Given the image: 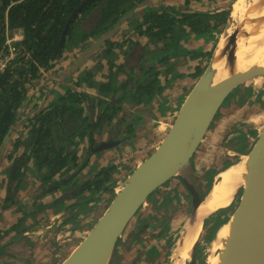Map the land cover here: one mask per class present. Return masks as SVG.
I'll use <instances>...</instances> for the list:
<instances>
[{
    "label": "flooded vegetation",
    "instance_id": "obj_1",
    "mask_svg": "<svg viewBox=\"0 0 264 264\" xmlns=\"http://www.w3.org/2000/svg\"><path fill=\"white\" fill-rule=\"evenodd\" d=\"M219 1L191 0L186 6L184 0H123L120 5L127 8L122 16L110 28L104 23L107 28L91 38L85 47L80 48L81 42L75 44L70 40L63 41L60 50L57 45L61 51L60 58L54 60L51 67L64 57L70 58L66 60V66L77 61L78 66L73 70L74 85L85 87V91H67L64 94L66 101L70 100L67 107L64 97L58 94L55 105L51 108L44 106L45 112L51 110L55 113L46 120L48 122L41 123L36 120L37 116L29 119L32 121H22L23 132L12 136V126L0 143V264H15V261L21 264H61L87 235L110 204L118 184L166 136L187 94L203 72L198 75L199 68L206 67L208 63L210 57L206 51L212 50L213 45L207 50L205 46L208 41L219 40L221 33H215L208 41L196 37L181 22V14L201 10L220 12ZM84 2L81 0L71 14L75 15ZM171 8L173 20H176L171 28L179 31V36L170 30L159 35V32L152 33L153 29H147L153 18L164 15ZM98 10L99 6L91 9L88 17L98 14L99 18L101 12ZM95 21L91 20L89 29ZM97 26L103 28L102 23H97ZM191 54L196 56L190 58ZM238 88L226 99L234 100L232 97ZM168 90L180 91L178 108L170 121H157L165 109L162 99L168 96ZM243 90L251 91L250 88ZM43 96H47L46 92ZM230 100L225 106L227 109L231 106ZM248 100L241 92L234 101H238V106L247 101L254 107L255 104ZM222 114L219 112L215 116L214 124L191 158V168L184 173L186 181L201 198L208 191L214 174L238 158V155L232 154L235 155L233 157L228 153L221 164L214 159L207 166L197 165L200 163L197 152L205 150L206 141L211 137L210 130L218 126ZM247 116L235 118L219 144L223 142L228 149H233L227 140L228 135L239 132L236 124H243ZM65 121L69 123L62 127ZM47 124L48 135H42L43 131L30 134L31 129ZM89 126L95 128L88 130ZM240 133V140L249 141L243 132ZM63 141L68 144L67 148L62 146ZM80 143L87 145L81 153V161H78L76 152ZM249 143L241 145L238 152L242 153ZM68 149L71 153L74 151L73 156ZM94 154L104 164L99 166L98 160L91 157ZM237 199L224 208L223 213L216 210L203 219L198 232V238H202L193 249L194 257L200 260L202 241L209 242L215 231L212 228L221 218L218 215L228 217V211ZM145 203L134 215L143 221L135 233L137 239L121 256L125 260L134 258L130 264H137L141 258L142 264H162L163 255L167 251L169 254V250L177 245V239L184 230L183 222L174 225L166 240L164 232L171 227L172 217L176 220L182 215H190L192 197L187 185L177 175L151 192ZM151 216L155 219L150 220ZM38 247L41 249L37 250ZM172 261L168 256L164 264H172ZM189 262L186 258L184 264Z\"/></svg>",
    "mask_w": 264,
    "mask_h": 264
},
{
    "label": "water",
    "instance_id": "obj_2",
    "mask_svg": "<svg viewBox=\"0 0 264 264\" xmlns=\"http://www.w3.org/2000/svg\"><path fill=\"white\" fill-rule=\"evenodd\" d=\"M229 18L230 15L221 34L226 30ZM69 22L70 18L61 33L59 50ZM237 23L238 20H232L233 29L238 27ZM217 45L202 74L183 101L166 136L157 148L118 184L110 204L61 264H114L117 241L128 222L146 202L151 192L177 175L190 191L193 203L190 221L195 220L203 198L186 181L184 173L191 168V158L228 94L243 81L264 76V60L244 58L238 61L235 55L218 49ZM77 66L74 62L68 72L72 73ZM226 122L231 124L232 119ZM248 152H252L256 157V164L249 175V183L239 188L241 194L235 211L240 228L235 234L227 264H264V122ZM198 239L197 237L194 247ZM194 256L193 250L189 264H195Z\"/></svg>",
    "mask_w": 264,
    "mask_h": 264
},
{
    "label": "trees",
    "instance_id": "obj_3",
    "mask_svg": "<svg viewBox=\"0 0 264 264\" xmlns=\"http://www.w3.org/2000/svg\"><path fill=\"white\" fill-rule=\"evenodd\" d=\"M80 1L0 0V54L6 50L5 39L11 34L12 30L16 28L22 30V39L16 45L19 53L11 64L0 73V143H2L4 136L15 123L19 108L24 102L31 100L32 96L28 93L29 86L33 85L32 82L39 78L43 70L49 69L53 65L54 60L59 58L58 40L68 19L70 18V22L67 25L64 41L68 42L70 40L75 44L79 42L83 44L87 39L100 35L107 27L110 28L127 8V6L120 5L123 0H87L79 11L71 17V13ZM190 1L184 0L185 5L188 6L187 4ZM98 6L100 8L98 12H101V16L97 18V14L91 18L88 17L90 10ZM172 14L171 8L164 15L153 18L147 29H153L152 33L159 32V35L164 31L170 30L175 36H179V31L171 28L176 21L173 20L174 15ZM181 15H183V18L180 20L183 25L189 28V31L193 32L196 37L208 41L209 38L214 37L215 33L219 34L222 32L229 12L210 13L209 10H201L185 12ZM92 19H96V23L89 29ZM107 20L108 24H106ZM181 22L179 24H182ZM97 23H102L103 28L97 26ZM104 23L107 27H104ZM181 30H184V28L182 27ZM66 36L69 39H66ZM212 52V50L206 51L208 58ZM195 56L191 54L189 57ZM204 69L205 66L199 68L198 75ZM60 110L58 109L57 111ZM218 113L219 110L215 116ZM52 114L55 113L51 110L39 112L35 118L44 123L48 122L46 121L47 119L50 120L52 118ZM213 121L210 127L214 124ZM48 124L44 127L40 125L38 128L31 129L30 134L36 131H40V133L43 131L42 135H48L50 133ZM219 126L224 134L231 128L229 122H223ZM248 142L245 140L243 144L248 145ZM247 149H244L243 152H246ZM218 211L220 213L224 212V208ZM218 217L221 218L217 219L212 228L213 231L221 222L228 218L225 215H218Z\"/></svg>",
    "mask_w": 264,
    "mask_h": 264
},
{
    "label": "bare ground",
    "instance_id": "obj_4",
    "mask_svg": "<svg viewBox=\"0 0 264 264\" xmlns=\"http://www.w3.org/2000/svg\"><path fill=\"white\" fill-rule=\"evenodd\" d=\"M232 20H238L239 32L234 37ZM217 47L235 55L238 61L244 58L264 60V0H239L231 11L228 26L221 34ZM255 164L256 157L248 152L240 160L214 174L213 182L198 207L195 220L187 221V226L184 225V230L177 239L174 248L176 259L179 254L190 257L201 221L212 212L232 205L239 188L249 183V175ZM239 228L238 214L233 208L228 213V219L216 228L212 239L205 245V264H227L226 260Z\"/></svg>",
    "mask_w": 264,
    "mask_h": 264
},
{
    "label": "crops",
    "instance_id": "obj_5",
    "mask_svg": "<svg viewBox=\"0 0 264 264\" xmlns=\"http://www.w3.org/2000/svg\"><path fill=\"white\" fill-rule=\"evenodd\" d=\"M210 44H207L205 46V49L207 50ZM69 57H64V60L60 61L57 60V65H55L54 67H52L51 69H47V70H43L41 72V75L39 76L38 79L34 80L32 83V86H29V92L31 94V100L28 102H24V104L21 106V108H19L18 110V114H17V119L15 121V123L13 124V133L12 136H17L20 133L23 132V128H22V121H27L31 118H34L35 116H37V114L39 112H44V106L45 104L47 105L48 108H51L53 105H55V101L58 99L57 95L61 94L60 96L64 97V100L66 99L64 94H67V91H81L84 90L85 91V87H78L75 86V77L73 75V71L72 73L69 74H65V72H63L62 70L65 69L66 67V60H69ZM60 62V63H58ZM55 63V62H54ZM64 66V67H62ZM59 67V68H58ZM51 74V76H50ZM61 75H65L64 77ZM62 78V79H60ZM96 78H98V75L96 76ZM81 86V85H80ZM36 87V90H34V92H32L31 90ZM87 91H89L88 89H86ZM46 92L47 96L44 97L43 94ZM180 91L178 93H174L173 90H168L167 95H165V97L162 99L163 101V105H165V109H163V113L161 114L160 118L157 121H164V122H168L170 121V119H172L174 117V112L175 110L178 108V101L180 98L179 95ZM43 96V97H42ZM62 97V98H63ZM229 98L225 99L223 102V106L220 107L219 112L223 113L219 120H218V126L213 129L210 130L211 133L209 135H211V137L209 139H207L206 141V146L211 145L214 147V143L215 142H219L220 141V137H219V133L222 129L219 126L221 123L226 122L228 119H235L238 116H240V111L238 107H232L230 106V112H226L228 111L227 108L225 107ZM233 102V100L230 102ZM86 116V115H84ZM69 117V116H68ZM22 119V120H20ZM32 121V120H29ZM68 121H65L64 123L62 122V127H66V125L68 124ZM232 124V122H231ZM165 125V124H164ZM19 133V134H17ZM76 139H78L76 137ZM77 141V140H76ZM139 142V141H138ZM251 143V141H250ZM249 143V146H247V151L249 150V148H251V144ZM219 144V143H218ZM86 143H80L78 146V151H77V160L81 161V156H82V151L83 148L86 147ZM205 146V147H206ZM245 147L243 146V149ZM218 149H216V151H218ZM213 151V152H208V149L206 147V150L204 151H200L197 152V154L199 155V157H197L199 159V161H203L204 158H207L208 160L211 159V161H213L216 157L217 152ZM246 151V152H247ZM229 153V155L233 154L231 151L227 152ZM201 155V156H200ZM98 156V155H97ZM218 158L220 157L219 153L217 154ZM91 157H93V160H98L99 162V166H101L102 164H104V162L102 161V159L97 158L96 155H92ZM197 161V160H196ZM86 163V160H84V164ZM67 195V193H66ZM70 198H72L71 196H69ZM79 198V197H78ZM146 203L143 204V206H145ZM91 213V212H90ZM89 213V214H90ZM191 214L192 211L190 212V215H182L179 218H177L176 220L173 219L171 220V227L169 229H166L164 232V240H166L168 238V236L171 234V231L174 229V225L175 224H180L181 222H183V225L186 224L187 220L190 221L191 218ZM171 218V217H169ZM155 219V216H151L150 220ZM143 223L142 220L139 219V217L136 215L134 216L131 221L127 224L126 228H125V234H122L121 236V241L117 244V249L115 250L114 253V264H130L134 258L131 259H122V253L125 252L126 248L133 242L134 239H137V237L135 236L136 231L138 230L139 226H141ZM152 226H149V228H151ZM202 238V237H201ZM147 243V241L145 242ZM41 247H38L37 250H40ZM172 249V248H171ZM171 249L169 250V254L168 251L163 255L162 257V264H164V262H166L167 257L169 256L170 261L173 259V252H174V247L173 250L171 251ZM43 257V255H41ZM143 263V258H141L139 260V262L137 264H142ZM15 264H21L19 261H15ZM144 264H148L147 262Z\"/></svg>",
    "mask_w": 264,
    "mask_h": 264
},
{
    "label": "rangeland",
    "instance_id": "obj_6",
    "mask_svg": "<svg viewBox=\"0 0 264 264\" xmlns=\"http://www.w3.org/2000/svg\"><path fill=\"white\" fill-rule=\"evenodd\" d=\"M239 0H220L219 2V5H220V7H219V9L221 10L222 9V11H230V13H229V15L231 14V11L233 10V8H235V5H237V2H238ZM227 4L226 6H224V4ZM221 12V11H220ZM236 17H237V14H236ZM238 17H239V14H238ZM237 19V18H236ZM237 21V20H236ZM225 26V25H224ZM223 29H224V27L222 28V31H223ZM239 32V30H237V28H236V30L235 29H233V34H232V37H234L237 33ZM221 35V34H220ZM220 38V37H219ZM92 41V39H87L85 42H83V44L81 45L82 47H80V48H83V47H85V45H87V44H89L90 42ZM214 40H212V42L211 43H209V41H208V44H210L209 46H211V45H213V48H212V51H214V49H215V47H216V45H217V43H218V41H216V42H213ZM79 48V49H80ZM80 51H81V49H80ZM69 53V51L67 52V54ZM65 55H66V53H65ZM212 55V54H211ZM76 60H78V59H76ZM79 62H82V60H78ZM77 62V61H76ZM71 66L72 65H70V66H66L65 67V74H69V72H70V69H71ZM52 67H49V69H51ZM69 71V72H68ZM50 76H51V74H50ZM239 86V88L238 89H236L234 92V96L232 97V99H234V100H236V99H238L239 98V96H240V93L241 92H244V94L246 95V98L247 99H249L248 101H251V103H254L255 104V106L253 107V106H250L249 104V102L247 103V101H245V104H243L242 105V103H241V106H238V101H234L233 100V102L231 103V106L234 108L235 106L236 107H238L239 108V111H240V114L239 115H242V116H247V118H245V120H244V123L243 124H240V123H237L236 124V128L238 129V131L239 132H236V133H234V132H232L230 135H228V138H227V140L229 141V142H231V147L233 148V149H228L227 148V146H226V144L225 143H223V142H220V144H218L219 142H215L214 143V147L213 146H211V145H208V146H206L207 147V149H208V152H213V151H216V149H218L219 148V150L218 151H216L217 152V154L219 153V155H220V157L218 158V156H217V154H216V157H215V159H216V161H217V163H219V164H221V162L222 161H224V160H226L227 159V155H228V153L227 152H232L233 154H235V155H238V158H234V159H232V162L231 163H229V164H232L233 162H235V161H238V160H240L241 158H243L246 154H247V152L249 151H247V152H238V148L241 146V145H243V143H244V141L245 140H240V138H238L239 136H240V132H243L244 133V135L248 138V140L249 141H251V145H253L254 144V142H255V140H256V138H257V136H258V134L260 133V131H261V129H262V125H263V122H264V76H257V77H251V78H249V79H247V80H245V81H243L240 85H238ZM242 88V89H241ZM243 88H250L251 89V91H250V93L248 92V90H246V91H244L243 90ZM34 90H36V87H34L31 91L32 92H34ZM258 96V97H257ZM257 97V98H256ZM229 98V97H228ZM230 100V99H229ZM70 101V100H69ZM69 101H66V99L64 100V104H65V106L67 107V106H69V104H70V102ZM231 101V100H230ZM241 101H239V103H240ZM223 106V105H222ZM256 106H259V108H256ZM228 111H226V112H230V109H227ZM74 119V118H73ZM234 120L232 119V122H233ZM235 123V122H234ZM55 124H56V122H55ZM95 128V126H89L87 129L88 130H92V129H94ZM80 132V131H79ZM219 133V137H220V139L222 140V138H223V136H224V133L222 132V130L220 131V132H218ZM62 146L63 147H65V148H67L68 147V144L65 142V141H63V143H62ZM206 147H205V150H206ZM250 149V148H249ZM69 150V149H68ZM69 152H70V150H69ZM77 153V152H76ZM244 154V155H243ZM70 155L71 156H73L74 155V151L71 153L70 152ZM235 155H232L231 154V156H235ZM229 156V155H228ZM229 158V157H228ZM209 163H211V159L210 160H208L207 158H204L203 159V161H200V163L199 164H197L198 166H200V167H202V166H207ZM228 164V165H229ZM228 165H226V166H228ZM223 168V167H222ZM216 169H217V167H216ZM219 170H221V168L219 169ZM199 172V171H198ZM214 179V178H213ZM213 182V181H212ZM212 184V183H211ZM211 186V185H210ZM210 188V187H209ZM208 188V189H209ZM241 188V187H240ZM207 193V192H206ZM240 194H241V189L237 192V194H236V196H235V198L234 199H237V196L239 197L240 196ZM238 201H239V198L237 199V201L235 202V205H233V208H235V206L237 205V203H238ZM232 208V209H233ZM231 209V210H232ZM231 210H229L228 211V213L231 211ZM209 216V215H208ZM207 217V216H206ZM228 219V218H227ZM226 219V220H227ZM225 220V221H226ZM203 221V220H202ZM202 221H201V223H202ZM224 222V221H223ZM222 223V222H221ZM220 223V224H221ZM186 224H187V222H186ZM185 224V227L187 226ZM219 224V225H220ZM218 225V226H219ZM200 226H201V224H200ZM217 226V227H218ZM216 227V228H217ZM199 229H200V227H199ZM216 230V229H215ZM205 231H206V227L204 228V230L202 231V233H201V235L203 236L204 235V233H205ZM199 232V231H198ZM215 232V231H214ZM213 237V236H212ZM212 239V238H211ZM210 239V240H211ZM199 240H201V237L198 239V241ZM209 240V241H210ZM206 241H202V243H201V249H200V260H199V258H197V257H195V263L196 264H205V261H204V257H205V245L208 243H205ZM174 246H175V244H174ZM176 247V246H175ZM173 250V248L171 249V251ZM176 251H175V249H174V252H173V261H172V264H184V261H185V259H186V257H183V255L181 254H179V257H178V259H176L175 257H176ZM192 256H193V251H192V253L190 254V257H187L188 259H191L192 258ZM198 261H200V262H198Z\"/></svg>",
    "mask_w": 264,
    "mask_h": 264
},
{
    "label": "built area",
    "instance_id": "obj_7",
    "mask_svg": "<svg viewBox=\"0 0 264 264\" xmlns=\"http://www.w3.org/2000/svg\"><path fill=\"white\" fill-rule=\"evenodd\" d=\"M22 39V30L19 28L13 29L11 34L6 37V50L0 54V73L3 72L7 66L15 59L19 53V49L16 46Z\"/></svg>",
    "mask_w": 264,
    "mask_h": 264
}]
</instances>
